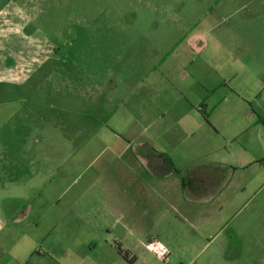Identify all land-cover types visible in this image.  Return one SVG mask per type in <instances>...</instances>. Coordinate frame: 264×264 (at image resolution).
<instances>
[{"label":"rangeland","instance_id":"374dc122","mask_svg":"<svg viewBox=\"0 0 264 264\" xmlns=\"http://www.w3.org/2000/svg\"><path fill=\"white\" fill-rule=\"evenodd\" d=\"M247 1L0 0V63H17L0 75V144L4 154L19 153L22 177L0 180V264H165L133 235L163 243L169 264H264V73L254 67L264 62V0ZM10 34L15 44L7 50L2 42ZM233 57L248 72L228 85L252 97L262 113L246 131L240 124L251 115L220 112L237 100L219 86L238 69ZM43 60L31 81L12 80ZM190 60L195 65L188 69ZM46 76L50 82H39ZM101 80L112 90L93 99L89 88ZM204 100L215 128L186 113ZM139 154L172 157L179 168L194 162L207 173L222 164L240 169L222 206L212 195L200 213L180 196L183 210L175 211L169 179L149 180L146 203L131 210L136 226L115 227L107 240L100 237L108 229L98 224L96 240L85 244L79 211L105 206L101 188L109 175L100 173L102 163ZM39 159L49 166L47 178L36 168ZM28 163L35 168L31 180ZM114 199L123 208L128 196ZM69 233L77 237L60 239ZM114 234L134 260L116 254Z\"/></svg>","mask_w":264,"mask_h":264},{"label":"crops","instance_id":"0c3cea01","mask_svg":"<svg viewBox=\"0 0 264 264\" xmlns=\"http://www.w3.org/2000/svg\"><path fill=\"white\" fill-rule=\"evenodd\" d=\"M253 3H254V0H248L245 4L252 5ZM250 10L252 11L253 9L250 8ZM253 11L255 12L256 9H254ZM8 35H6L7 38L4 39V41L2 42V44L5 43L4 45L7 50L11 49L15 44V42L13 43L14 40L12 39L13 38L12 34H10V36ZM200 37L203 38L205 37V35L202 33V35L198 34V35L193 36L190 39L191 43H192V40L194 41V38L200 39ZM242 43L244 42L242 41ZM190 44L188 45L189 47H191ZM204 44H206L205 41L203 45ZM199 45H201L200 42H199ZM0 48L4 49V47L1 44H0ZM230 53L234 54L233 52H230ZM15 54L17 55L13 57L15 58L18 57V52L17 53L15 52ZM244 55L245 53L242 52V55H239V56H241L242 58V56ZM247 57H248V53L246 52L245 58ZM233 58H236L235 65L238 67V69H234L232 73L224 76V79H223L224 81L223 83H220L219 86L231 88L232 93H234L236 97L235 99L237 100H232L231 105H227L226 107L223 106L220 109V112L225 113L226 111H232L231 113L235 114V116L238 114L239 115L244 114L245 116L251 115L253 117V120L251 119L243 120V122L240 124V128H241L240 130L246 131L248 128L256 125V123H259L258 121H254V118L257 114L261 115L262 113H260V111L253 105V102L251 99L252 97L249 98L247 97V95L243 96L241 92L238 91L237 87H234V86L231 87L228 85L229 81L232 78L240 76L244 70L248 72V65L244 61H242L244 59H241L242 63H239L240 58L238 57H233ZM46 61L47 60H43L42 62H39L31 70L28 69L29 70L28 75L25 78L23 79L12 78V80L16 81L17 83H22V84L31 81V76H33L36 70L41 65H44ZM16 62H18L17 59H16ZM208 64L209 63H207V65ZM193 65H195L194 60H190L188 69L190 68V66H193ZM254 67H256L258 71L264 73V62H262L260 65L256 63ZM14 69H17V63H15V66H12V67L7 65L6 62L4 63V66H2V64L0 63V75L3 74L4 70L6 74H8L10 73L11 70H14ZM48 74H50V72ZM48 74L47 76H49ZM47 76L46 78L44 77L43 79H41L42 81L40 80L39 82H42V83L44 81H46L47 83L48 81L50 82L51 78ZM2 78L3 77L0 76L1 80ZM102 82L103 80H101V82L100 81L92 82L91 87L89 88L91 94H88V95L91 96L93 99H96V93L98 91L105 95L107 93H110V91L112 90V89H109V86L107 83L105 82L102 83ZM34 83H33L34 86L38 85L37 82L35 84ZM192 103L195 104L194 102ZM195 105H192V107L193 106L194 107L191 108V111H194V112H191L188 110V112L186 113L189 115H197L199 118L201 117L200 122H199L200 126L205 125L208 128L209 127L215 128L212 121L210 120L211 113L208 109L210 107L208 102L204 100L203 102L199 104L198 107ZM229 108H232V109H229ZM26 116H29V114L27 113ZM206 116H207V119L205 118ZM259 124L264 126V124L262 123H259ZM188 130L191 133V135L194 136V130L191 127H189ZM36 143H37V146L41 145L39 141H37ZM130 144L131 142H126V145L128 147L127 150L130 149L131 147ZM31 145L32 144H28V147H32ZM2 150H3V147L0 144V165H1L0 166V180L2 181L3 176L5 174L6 177L21 181L22 177L19 175H16L19 172V166H18L19 153L9 148V149L4 150L5 151V154H4ZM37 150L38 149H36V151ZM127 153H129V150ZM36 156L37 154L35 155V158ZM134 156H135L134 158H129V157L126 159L120 158L122 159L120 160L122 162L112 161L110 164L109 159H108L102 163L104 165H107V167L103 168L100 171V173L104 175L105 174L109 175V176L105 175L108 177V179H105V182H104L105 186L103 185V187L101 188V190L104 191L101 193V195L105 199V206L82 207L81 211H79L80 214H82L80 215L81 223L79 224V227L81 228L80 235L85 244H92L96 240V237L98 236L96 232V230L98 229V224L100 225L101 228L108 229V234L106 235L107 237L106 236L100 237L102 239L107 238V240H108V237L113 234L112 229H114L115 227L122 228V229H130L132 226H136L135 224L138 223L137 222L138 217L131 216V210L138 209L139 210L138 212H140V207L138 205L143 204V202L146 203V197H147L146 193H147L149 180L157 182V185H158V181H164V179H169L170 190L174 191L175 198H176V203L174 204V206L178 205L177 207H174L175 211L180 212V210H183V208L180 209L179 207V204L181 203L180 197H183L185 204L189 205L190 209H193L192 212L200 213L198 208L200 210H203V212L208 210L207 205L211 203L210 201L212 200V197H211L212 195H213V200L216 198L219 199V203L222 206L221 203H222L223 197L227 194V192H230L233 189L232 181L235 179L238 173L237 171L240 169L239 167L232 165V164H230L229 166L230 168L227 169L226 165L222 164L220 165L221 167H217L214 172L207 173L206 168L204 166L200 164L196 165L194 162L184 167L179 168L173 161L172 157H170V159L173 161L175 166L181 170V174H178L170 170L169 164L166 162V160L163 157H158V159H147L146 157L143 158L140 154L139 156H136V155ZM2 162L7 163L6 164L7 167L5 168L6 171L2 169ZM33 162L34 160L32 161L31 165L35 167V164ZM31 165L30 163H28V169L24 170L25 172L27 170L26 174L28 176L32 175V174H29L30 172L32 173L35 172V168L33 169L29 168V166ZM37 165L38 166L36 168L38 169L40 168V170L42 171L49 170V166H46L43 160L39 159ZM113 166H117V169H114ZM21 172H22V168H21ZM48 172L49 173L46 175V178L51 173V171H48ZM29 178L30 180L33 179V177L31 176H29ZM184 179L187 180V184L185 185H184ZM40 187L41 185L39 184L36 187H34L33 188L34 192H37L40 189ZM118 193H121L122 195L126 194L128 196V200L126 201V203L124 202L122 204L123 208L119 206V204H116L115 202L114 198H115V195ZM132 194L138 198L137 202H134L133 200H131V198H129ZM109 195H110V199H109ZM193 203L196 205H193ZM144 209H145V206L142 207V210ZM133 210L132 212H134ZM208 220L210 224L218 223L217 219L211 218ZM114 235H116L114 236V240H115L114 246L117 252L116 254L119 257H123L127 261L134 260V258L132 257L130 258V256H128L129 254L131 255V252H127V250L129 249L128 248L125 249L123 247L124 243L121 241V238L119 237V235L118 234H114ZM133 236L135 240L137 239L136 241L138 242H141V240H143V242L145 243V248L148 249L147 239L149 240L150 237L147 238L145 235L143 237L138 236V235L136 236L133 235ZM73 237H77V236L73 235L72 233H69V234L61 235L60 239L63 241H66L68 238H70L69 240H71ZM39 252L38 254L41 255ZM124 252H126V255L128 258L124 256ZM33 254L34 252L31 253V256Z\"/></svg>","mask_w":264,"mask_h":264},{"label":"built area","instance_id":"2783aa9c","mask_svg":"<svg viewBox=\"0 0 264 264\" xmlns=\"http://www.w3.org/2000/svg\"><path fill=\"white\" fill-rule=\"evenodd\" d=\"M147 248L150 251H152L165 264H169L170 251L163 243H161L157 240H154V241L149 242V244H147Z\"/></svg>","mask_w":264,"mask_h":264},{"label":"trees","instance_id":"16d2710c","mask_svg":"<svg viewBox=\"0 0 264 264\" xmlns=\"http://www.w3.org/2000/svg\"><path fill=\"white\" fill-rule=\"evenodd\" d=\"M207 119V116L205 117ZM259 122L264 124V117H259ZM166 162L169 164L170 170L172 172H176L178 174H181V170L178 169L175 164L173 163V161L168 157L167 159L165 158V156H162ZM187 184V180L184 179V185ZM121 250V249H120ZM122 251V250H121ZM124 256L127 257L126 252H124Z\"/></svg>","mask_w":264,"mask_h":264}]
</instances>
